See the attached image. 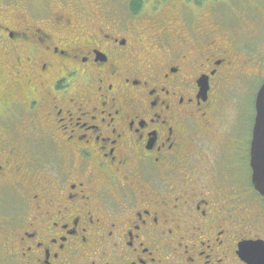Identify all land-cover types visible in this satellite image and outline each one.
I'll use <instances>...</instances> for the list:
<instances>
[{
  "label": "flooded vegetation",
  "instance_id": "obj_1",
  "mask_svg": "<svg viewBox=\"0 0 264 264\" xmlns=\"http://www.w3.org/2000/svg\"><path fill=\"white\" fill-rule=\"evenodd\" d=\"M219 2L0 0V264H264Z\"/></svg>",
  "mask_w": 264,
  "mask_h": 264
},
{
  "label": "rangeland",
  "instance_id": "obj_2",
  "mask_svg": "<svg viewBox=\"0 0 264 264\" xmlns=\"http://www.w3.org/2000/svg\"><path fill=\"white\" fill-rule=\"evenodd\" d=\"M144 1L147 4L144 11H148L153 0ZM227 1L230 2L228 6L225 5ZM219 5L220 7L216 6L220 10H213V17H216L220 24L222 22L223 33L227 35L235 50L251 61L264 64V0H220ZM252 71L256 73V67ZM263 71L259 69L257 76L237 77L232 85L222 92V100L227 104L226 109L231 107L233 113H238V120L247 119Z\"/></svg>",
  "mask_w": 264,
  "mask_h": 264
},
{
  "label": "water",
  "instance_id": "obj_3",
  "mask_svg": "<svg viewBox=\"0 0 264 264\" xmlns=\"http://www.w3.org/2000/svg\"><path fill=\"white\" fill-rule=\"evenodd\" d=\"M206 92L207 82L204 81L200 93L205 96ZM254 108L255 118L250 148L251 179L256 192L264 197V82L256 93Z\"/></svg>",
  "mask_w": 264,
  "mask_h": 264
},
{
  "label": "trees",
  "instance_id": "obj_4",
  "mask_svg": "<svg viewBox=\"0 0 264 264\" xmlns=\"http://www.w3.org/2000/svg\"><path fill=\"white\" fill-rule=\"evenodd\" d=\"M132 5H133V7H135V6L137 5V3H136V2H134Z\"/></svg>",
  "mask_w": 264,
  "mask_h": 264
}]
</instances>
